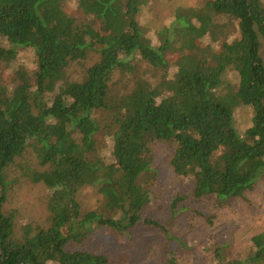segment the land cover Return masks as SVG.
<instances>
[{"label": "trees", "instance_id": "1", "mask_svg": "<svg viewBox=\"0 0 264 264\" xmlns=\"http://www.w3.org/2000/svg\"><path fill=\"white\" fill-rule=\"evenodd\" d=\"M168 9L0 0V264H113L97 238L139 230L160 264H264V230L232 256L253 228L229 214L264 220V0Z\"/></svg>", "mask_w": 264, "mask_h": 264}, {"label": "rangeland", "instance_id": "2", "mask_svg": "<svg viewBox=\"0 0 264 264\" xmlns=\"http://www.w3.org/2000/svg\"><path fill=\"white\" fill-rule=\"evenodd\" d=\"M16 2L17 0H12ZM146 3L149 5V8L152 7V11L150 14H145L142 12L140 15L141 22L146 26H152L156 23L154 19H157L158 14H168L170 9L165 10V5H169L171 7L174 4L183 5V4H192L193 0H145ZM158 20V19H157ZM230 72V71H229ZM241 118H247V112L241 110V114L239 115ZM166 170H163V180H161V184L158 187L159 190L169 193L170 190L176 189L175 182L176 179L172 178L170 173ZM259 194L264 196V182L260 186ZM33 188L31 186L23 185L22 188L15 194H13V198L17 199L18 201L30 200L32 206L35 210L38 209V206L41 204L36 203L35 198H33ZM96 194L91 192H86L83 195V201L86 204H89L91 207L92 202L94 201ZM245 199H248V203H250L255 209L259 211L260 207L264 208V198L263 200H256L255 198H250L246 196ZM245 201H238L232 205L231 209L229 210L230 216H236L234 213H238L242 216L248 218L249 227H252L248 232V239L246 240H235L232 245V256L235 259L243 253L244 249L247 245H250L251 241L254 239L255 235H257L260 230H264V220L262 219L261 214H254V209L249 205L245 204ZM261 223V225H260ZM161 238L159 235L154 233L148 232L147 230H139L135 232V236L133 240L128 241H119L117 246H113V238L109 236H99L97 241H100L103 245H107L111 248V250L115 251V261L113 264H160L161 261L157 260L159 254L161 253L162 244H160ZM95 246L97 244L95 243ZM202 264H210V259L207 257L205 262Z\"/></svg>", "mask_w": 264, "mask_h": 264}]
</instances>
